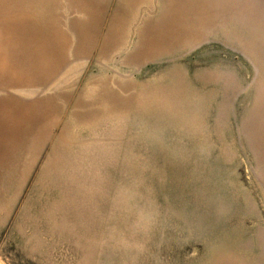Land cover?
<instances>
[{"label": "rangeland", "instance_id": "obj_1", "mask_svg": "<svg viewBox=\"0 0 264 264\" xmlns=\"http://www.w3.org/2000/svg\"><path fill=\"white\" fill-rule=\"evenodd\" d=\"M0 104V264H264V0H0Z\"/></svg>", "mask_w": 264, "mask_h": 264}, {"label": "crops", "instance_id": "obj_2", "mask_svg": "<svg viewBox=\"0 0 264 264\" xmlns=\"http://www.w3.org/2000/svg\"><path fill=\"white\" fill-rule=\"evenodd\" d=\"M2 131L4 132L3 133V137H5V138H8V137H13V138H10L12 141H14L15 140V137L16 136H14V133L12 132V131H8L7 129H3L2 128ZM10 133H12V134H10ZM8 135V136H7ZM11 135V136H10ZM19 145V143H17V144H15L14 143V146L12 147V148H8L9 149V152H8V150H5V151H0V155L2 156V157H5V156H8L7 158H9V159H11L12 157H17V155L20 153V147L18 146ZM21 147H22V144H21ZM20 148V149H19ZM6 158V157H5Z\"/></svg>", "mask_w": 264, "mask_h": 264}, {"label": "bare ground", "instance_id": "obj_3", "mask_svg": "<svg viewBox=\"0 0 264 264\" xmlns=\"http://www.w3.org/2000/svg\"><path fill=\"white\" fill-rule=\"evenodd\" d=\"M7 111V105L6 104H0V129H8L9 127L4 123L3 120H5L6 115L4 117V114H6ZM3 123V124H2ZM2 124V125H1ZM11 138V137H10ZM2 140V139H1ZM4 142V141H3ZM5 143V142H4ZM1 145V144H0ZM3 146V145H2ZM7 147V145H6ZM12 147V145H11Z\"/></svg>", "mask_w": 264, "mask_h": 264}]
</instances>
